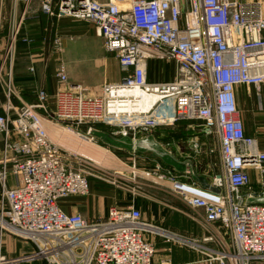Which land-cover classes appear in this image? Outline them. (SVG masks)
<instances>
[{
	"label": "built area",
	"instance_id": "built-area-1",
	"mask_svg": "<svg viewBox=\"0 0 264 264\" xmlns=\"http://www.w3.org/2000/svg\"><path fill=\"white\" fill-rule=\"evenodd\" d=\"M38 1L41 13L49 17L92 22L125 75L104 84L99 95H86L80 86L69 84L61 69V85L54 94L40 89L36 102L10 101L1 109L0 232L32 243L33 250L22 258H41L48 264H175L156 256L157 239L193 248L213 241L212 236L188 238L145 220L132 204L111 206L106 217L95 220L64 211L59 202L87 195L90 180L99 176L90 159L54 142L43 126L44 121L66 123L63 127L96 143L98 123L113 136L136 141L159 126L192 120L205 134L215 127L223 173L214 176L211 188L190 180L188 165L181 177L160 161L138 175L203 210L208 222L218 223L231 236V250L210 254V260L264 264V203H248L253 197L251 168L262 184L259 197H264V151L246 133L237 92L254 87L257 109L264 111V0ZM55 45L60 48V38ZM7 56L12 61L14 51ZM152 59L173 61L175 77L149 82L147 64ZM134 90L141 92L139 99ZM11 91L9 80L10 96ZM152 92L157 101L142 109V99ZM132 165L136 168L135 161ZM115 174L122 173L114 170L115 178L107 182L119 187Z\"/></svg>",
	"mask_w": 264,
	"mask_h": 264
},
{
	"label": "rangeland",
	"instance_id": "rangeland-1",
	"mask_svg": "<svg viewBox=\"0 0 264 264\" xmlns=\"http://www.w3.org/2000/svg\"><path fill=\"white\" fill-rule=\"evenodd\" d=\"M24 15L26 16L25 20L21 24H19L21 17H23ZM63 18L71 19L73 21L72 22L73 24H71L70 26L66 28L64 25L60 24V20H62ZM92 25L93 23L86 19H77V18L68 17V16H64L61 18L49 17L41 13L40 4L38 0H32L28 2L27 4L24 0H18V1L0 0V111L3 108V106L7 105V103L10 101L14 105H20L21 102H23L24 100L29 101L31 98H35L31 100L32 102L37 101L36 96L32 97L30 93H26L24 91H22V93H19L16 87V83L20 82L22 78L24 79V77H17L18 71L19 69L26 68L28 70L27 72L29 74H32L34 73V71H37V65L41 64L44 67L40 66V68L44 69L45 72H48L50 69V65L53 64L52 63L53 61H50L52 60L51 59L52 57L51 53H52L55 58L54 61L59 66V69L56 72L57 74L61 69H63L61 64L63 62L62 58H64L63 54L65 52V40L66 39H69V40L72 39L70 41L72 42V45H75L78 42L88 41L85 43V47H84V44L81 45L82 49L79 51L84 54V57H86V59H84V61L86 62L79 63L80 65L82 64L84 66L83 69L81 70L78 69L79 64L78 65L76 64V65H72L73 67L71 70H68V66L70 65H65L67 72L68 73L71 72L70 75L76 78V82L70 80L69 78L70 85H73L75 87L80 86L86 95H99L101 93V89L104 84L112 82V81L118 82L122 80L125 74L121 70V66L119 64V60L117 56L113 52L106 51L105 47L103 46L102 41L96 35L92 33V29L94 30V26ZM17 27H19V31L16 33ZM63 28L67 30L64 31ZM57 38H60L61 40L60 48H58L55 45V40ZM101 46L105 52L104 55L105 56L106 54L109 55V65L111 66L108 65L107 70L101 69L102 66H99L101 58H98L96 60H91V58L95 59L98 56H103V51L101 49ZM10 49L14 51V56H13L12 61L9 59V56H7V51H9ZM86 55H88V57ZM48 56H50L49 61H47ZM35 59H37V61H35ZM71 59L74 60V57L72 56ZM102 60L104 59L102 58ZM31 68H34V71L31 70ZM175 74H176V66L173 61H163V60L152 59L147 64V78L149 82L158 83L161 81H170L175 77ZM25 79H28V77H25ZM85 79H87L86 84H84ZM9 80L12 83V91H11L12 95L11 96L8 93ZM58 84H59L58 85L59 87L61 85V82L59 79H58ZM89 85H92V86H89ZM248 89L249 88L243 86V92H240L242 93V96H240V99L238 102H239V107L242 110L247 108V104L249 106L252 105L249 102V100H251L255 104L254 106L257 107V99L255 95L256 89L254 87H251L250 92H248ZM247 98L249 100H247ZM49 107L51 110L55 109V105L52 101V98H50ZM197 124H198L197 121L179 120L176 122L175 125H173V126L177 125V128L173 129L172 132L167 133L168 136L166 135L164 140L161 142L164 143L165 145H168V148H169L173 143L170 140H167L170 138V134H173L176 136L178 134L179 140H177L176 142L180 143V149L182 150L185 148V145L190 144L191 142L190 140L192 138H197L199 133L202 132L200 127H198ZM44 125L46 126V130L48 132L49 137L52 140H54V142L65 146L69 150H74L70 146L67 147L65 143H59L58 141H56L51 136L50 132L47 129V125H48L51 127H60L66 131L72 132L71 130L67 129L68 128L67 126L63 127V125H67L66 123H63L61 126V125L52 124L48 121H45ZM160 127L162 126H159L158 129L165 128V127H162V128ZM94 128L95 130H97L98 128L105 129L106 126H104L101 123H98L94 125ZM167 129L170 130L168 127H166L164 130H167ZM210 129H211V132H209L207 135L209 136V139H210L209 143L213 151L208 153L209 158L206 156L205 160L207 161L209 159L211 167L214 168L218 166L219 160H220V156L218 152L219 142L215 134L214 125H212ZM83 131H86V129L83 128ZM144 135L146 136L147 133H145ZM94 136L96 137L97 142L92 143V144L97 145L98 150H99L98 151L97 148L94 149L95 153H97V151L102 154L107 153L109 156H112L114 159H116L115 163L119 161V166L118 164L112 165V166L104 165L102 163H99L100 161H98L97 157L93 155H90L84 152L81 153L80 151H75V152L81 153L83 156L90 159L92 164L96 167L95 172L99 177L92 178L90 182L94 180L97 184L101 185V188H106L107 184H109V182L107 181H112V179L115 178L112 175L114 170L121 171L122 167L131 169L133 167L132 164L135 161L136 168H133L134 170L131 169L129 173L121 171L122 174L120 175L115 174L116 176H118V179L120 178L118 182H120L121 184L118 186L124 189L127 187V189L132 193L135 190L136 193H133V194L136 197H141L146 202H149V203H145L146 205L143 207L153 206L154 203H150L151 201L149 200L151 199H148L151 197H147V199H145L144 193H145V189L149 188L148 193L154 194L155 189L153 188L154 189L153 190L150 187H155L156 185L150 180H146V179L139 177L138 173L142 174V172L140 171L141 170L143 171V169L152 170L155 167V165L151 167L141 166L139 163L140 158L136 157L135 155L130 156L127 149L123 147L117 148L116 146H113L105 142L98 135L94 134ZM111 136L113 137V135ZM116 138L121 139L123 137H116ZM123 150H125L126 152H124ZM186 151L187 150L184 149L183 153H185ZM135 152L136 153H133V154L141 155V152L138 149ZM181 155H184V154H181ZM149 156L154 157V153ZM99 159H104V158L99 157ZM129 159H131V161L133 162L130 165V167L128 166L129 164L125 163V162H128ZM142 159H144V157ZM109 169H113V171H110ZM134 178L135 180H133ZM259 180H260L259 175L258 173H256V180H253V177H252V183L253 182L257 183L259 182ZM163 192H165V190ZM159 196L160 195L158 194V222L147 219L148 215L145 214V210L143 209L141 210L140 207H137L134 205L136 208H138L142 212V216L145 220H149L151 222L165 226L163 225L164 224L163 222L159 221L161 220V217L164 215V213L167 211L166 209H163V208L168 207V206H164L163 204H172V202H174L173 204L178 203V204H181L182 206L184 205L185 207L187 206L189 207V205L185 201H183L181 198L177 197L176 195H175L176 197L172 195V198L170 196H167V200H164V198L166 197L165 195L162 196L164 203L160 202L161 198H159ZM168 197L170 199H168ZM187 208L186 210L188 211L189 208L188 209ZM107 215H108V212H107ZM166 224L170 226L169 223H166ZM175 231H177L181 235H184L190 238L184 232H181L178 230H175Z\"/></svg>",
	"mask_w": 264,
	"mask_h": 264
},
{
	"label": "crops",
	"instance_id": "crops-1",
	"mask_svg": "<svg viewBox=\"0 0 264 264\" xmlns=\"http://www.w3.org/2000/svg\"><path fill=\"white\" fill-rule=\"evenodd\" d=\"M72 22L73 21L69 18H63L62 20H60V24L64 25L66 28L71 24H73ZM92 26H94V30L92 29V33L96 35L103 43V39L101 38V36H99L97 32V28L95 27L94 24ZM63 30L65 31L67 29L63 28ZM71 40L72 39L65 40V52L63 54L64 58H62L63 62L61 65L62 68L65 70V72L69 75L70 80L76 82V78L70 75L71 72L69 73L67 72L65 65H70L68 66V70H71L73 67L72 65H76V64L78 65L81 62H86L84 61L86 57H84V54L79 51L82 49L81 45L84 44L85 47V43L88 41L78 42L75 45H72V42H70ZM101 49L103 51V56H98L95 59L91 58V60H96L98 58H101L99 66H102L101 69L107 70L109 65V55L106 54L105 56L104 55L105 52L102 46ZM51 56H52L51 57L52 60L50 61H53L52 63L54 65L53 64L50 65V69L48 72H45L44 69L40 68V66L41 67L43 66L41 64L37 65V71H34V73L32 74H29L26 68L19 69L17 77H24V79L22 78V80L18 82L19 84L16 83V87L19 93H22V91H24L26 93H30L32 97L36 96L37 98V94L40 89H46L50 94H53L56 91L59 85L56 74L57 70L59 69V66L54 61L55 58L52 53ZM72 56L74 57V60L71 59ZM86 56L88 57V55ZM49 58L50 56H48L47 61H49ZM102 58L104 60H102ZM35 61H37V59H35ZM78 66H79L78 69L80 70L83 69L84 67L82 64L81 65L79 64ZM25 77H28V79H25ZM87 79L84 80L85 82L84 84H86ZM237 92H238V98L240 99V96H242V93L240 92H243V87H239ZM32 99L35 98H31L29 101L26 100L24 101L32 102L31 101ZM247 100L249 99L247 98ZM249 102L252 104L251 106L247 104L246 109L243 110L241 109V116L242 119L244 120L245 130L249 136H253L257 139L258 148L264 151V111L258 110L257 107L254 106L255 104L251 100H249ZM163 127L165 128L168 127L171 131L168 129L164 130L165 128L164 129L156 128L154 132L147 134L146 136L145 135L141 136L139 138L145 139L148 137L149 138L152 137L156 143H158L165 151H167L178 162L185 163L184 170H179L172 164L167 163L164 159H162L159 155L155 154L153 151L139 150L141 152V155L133 154L136 153L135 151H137V148L135 147L137 140L134 141L133 139L130 138L134 144L132 148L133 150L127 149V151L130 154V156L135 155L136 157L140 158L139 163L141 166L151 167L154 166L156 162L160 161L163 163L166 169L169 168L172 169L179 177H181V175H183L182 173L185 171L188 165L190 166V170H191L190 180L196 182L197 184H200L201 186L203 181L210 184L215 175L223 173L220 151H218L220 156L218 166L212 168L209 159L207 161L205 160V157L206 156L208 157V153L212 152L213 149H211V145L209 143L210 141L209 136L205 133H202L203 132L202 130H201L202 132L199 133L197 138H192L190 140L191 141L190 144L185 145L184 149L187 151L183 153L184 149L181 150L180 143L176 142L177 140H179L177 132H176L177 136L170 134V138L167 139L173 142L169 148L168 145H165L164 143L161 142L164 140L167 133L172 132L173 129L177 128V125L163 126ZM47 129L50 132L48 125H47ZM97 130L104 131L110 134L107 127L105 129L98 128ZM113 137L116 138V136ZM194 143L198 144L197 149L193 148ZM2 148H3V135L0 133V155ZM123 151L126 152L125 150ZM153 153H154V157L149 156L152 155ZM143 157L144 159H142ZM111 163L113 165L118 164L119 166V161H117L116 163L115 162L113 163L111 161ZM125 163L129 164L128 166L130 167V165L133 162L131 161V159H129L128 162ZM121 169H122L121 171L128 173L131 170L126 167H122ZM250 173L251 176L253 177V180H256L257 172L251 168ZM8 183L9 185L14 184L13 175H9ZM150 188L155 189V190L153 189L154 194L148 193L149 188H146L144 193L145 199H147V197H151L148 199H151L149 200L151 201L150 203H154V205L152 204L153 206L150 207H143L146 205L145 203H149V202H146L141 197H136L132 192H130L127 189L120 188L110 184H107L106 188H101V185L97 184L94 180H92V182L90 183V191L88 195L85 196L72 195L65 199H62L59 202V204L61 208L67 213L80 212L91 220H95L96 218H102L107 216L108 208H110L111 206H118L125 208L132 204L137 207H140L141 210L142 209L145 210V214L148 215L147 219L158 222V194L160 195L159 198H161L160 202L162 203H164L163 202L164 200H167V196H170L171 198L172 195L174 197L176 196L173 193H171L169 189L163 192L164 190L158 189V186L150 187ZM261 190H263L262 184L259 182L257 183L253 182L252 190L250 191V193H252L253 195V197L251 198H262L259 197L262 194ZM164 195L166 197L163 200L162 196ZM168 199L170 198L168 197ZM173 203L174 202H172V204H163L164 206H168L163 208L166 209L167 211L161 217V220H159L160 222L164 223L163 225L172 228L173 230L175 229L184 232L193 239L202 240L204 237L212 236L213 241L202 242L201 245L193 248L179 244L167 243L164 242L163 240L157 239L156 256L159 258L169 259L175 264H220L216 260H210L208 256L210 254H219L231 250L232 248L231 236L218 223L208 222L205 219L203 210L191 208L190 206L189 207L187 206L189 208V210L187 211L186 210L187 207H185L184 205L182 206L181 204L178 203L173 204ZM165 222L169 223L170 226L167 225ZM32 250H33V245L30 241L19 238L9 232H3V233L0 232V264H48L45 260L41 258H36L33 260L22 258L23 255L31 252Z\"/></svg>",
	"mask_w": 264,
	"mask_h": 264
},
{
	"label": "bare ground",
	"instance_id": "bare-ground-1",
	"mask_svg": "<svg viewBox=\"0 0 264 264\" xmlns=\"http://www.w3.org/2000/svg\"><path fill=\"white\" fill-rule=\"evenodd\" d=\"M131 93L137 95L138 99L141 97V92L139 90H134ZM157 98L158 95L154 92L146 94V96L142 99L141 102L142 109L147 110L148 108H150V106L157 101ZM44 122H43V126L46 130V126L44 125ZM49 130L51 132L50 133L51 136L59 143H65L67 147L70 146L71 148L74 149V151H80L81 153L84 152L93 155L97 157L98 161H100L99 163L112 166L113 164L111 163V161L113 163L116 161V159H114L112 156H109L107 153H106L107 155L99 153L97 145H94L86 141V139H81L80 137L76 136L74 133L70 131H66L60 127H51V126H49ZM96 148L98 150L97 153H95L94 151V149ZM99 157H102L104 159H99Z\"/></svg>",
	"mask_w": 264,
	"mask_h": 264
},
{
	"label": "water",
	"instance_id": "water-1",
	"mask_svg": "<svg viewBox=\"0 0 264 264\" xmlns=\"http://www.w3.org/2000/svg\"><path fill=\"white\" fill-rule=\"evenodd\" d=\"M94 134L101 137L105 142L116 146V147H123L125 149H132L133 148V141L129 137H123L121 139H117L112 137L110 134L104 131L95 130ZM135 147L138 150H148L153 151L155 154L159 155L162 159H164L167 163L172 164L179 170H184L185 163L178 162L174 157H172L167 151H165L158 143H156L152 137H148L145 139L137 140ZM203 187L211 188L210 184L207 182L202 183ZM248 203H264V197L262 198H249Z\"/></svg>",
	"mask_w": 264,
	"mask_h": 264
}]
</instances>
